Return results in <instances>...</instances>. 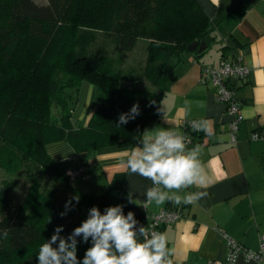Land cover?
Here are the masks:
<instances>
[{
  "label": "trees",
  "instance_id": "16d2710c",
  "mask_svg": "<svg viewBox=\"0 0 264 264\" xmlns=\"http://www.w3.org/2000/svg\"><path fill=\"white\" fill-rule=\"evenodd\" d=\"M0 21V167L29 181L18 200L10 195L13 181L0 183V230L8 231L7 238L0 231V264H37L39 247L55 228L63 226L67 237L93 206L103 212L123 205L125 214L132 211L138 226L146 227L144 210L134 199L128 202L126 170L114 173L103 193H86L69 180L66 162L54 159L47 145L65 141L76 155L121 140L138 143L160 117V102L175 77L167 67L170 59L192 42L208 43L212 24L199 1L0 0ZM94 31L108 34L124 51L146 39L141 77L149 85L135 69L121 74L107 55L88 52ZM83 83L98 92L86 125L78 127L72 111ZM134 104L140 115L118 126L120 114ZM69 200L74 207L61 217ZM77 239L82 261L91 242Z\"/></svg>",
  "mask_w": 264,
  "mask_h": 264
},
{
  "label": "crops",
  "instance_id": "0c3cea01",
  "mask_svg": "<svg viewBox=\"0 0 264 264\" xmlns=\"http://www.w3.org/2000/svg\"><path fill=\"white\" fill-rule=\"evenodd\" d=\"M198 1L212 24L206 48L213 43L214 49L205 54L184 51L173 56L167 67L175 77L160 102V117L145 130L163 127L181 133L182 120L204 119L210 123L212 135L192 132L194 143L187 146L190 149L203 142L200 159L209 183L178 193L205 191L207 196L191 205L165 202L145 206L144 193L151 181L128 171L124 181L125 189L133 192V199L147 217L162 208L181 210L180 219L159 227L174 249V264L222 262L226 247L216 228L252 250L258 248L264 233V137H251L254 132L264 134V0ZM222 58H241L250 69L248 80L237 88L242 119L234 144L229 143L230 116L225 106L215 100L211 85L200 82L202 66L217 67ZM97 92L96 86L82 84L72 113L76 126L86 125ZM136 144L121 140L111 147L76 154L87 170V178L76 180V187L95 194L105 190L114 173L125 171L121 167L125 149ZM47 150L61 161L74 153L65 141L50 143ZM235 264L254 263L239 257Z\"/></svg>",
  "mask_w": 264,
  "mask_h": 264
},
{
  "label": "clouds",
  "instance_id": "9594fccd",
  "mask_svg": "<svg viewBox=\"0 0 264 264\" xmlns=\"http://www.w3.org/2000/svg\"><path fill=\"white\" fill-rule=\"evenodd\" d=\"M139 115V105L134 104L128 113L120 114L118 126ZM192 129L212 135L208 121H193ZM125 153L121 167L151 181V187L144 193L145 206L153 203L159 206L165 202L191 205L207 196L205 191L178 194L181 190L193 186L203 188L209 183L200 159L201 146L189 149L182 134L163 127L146 129L138 143L125 149ZM74 199L79 202L78 197ZM127 199L133 203L132 191ZM73 207L72 200L66 202L61 217ZM138 224L132 211L125 214L123 205L108 206L103 212L93 206L87 218L67 237L61 235L63 226L55 228L51 238L39 247L37 264H174V249L169 247L166 234ZM0 231L7 238L8 231ZM77 238L84 243L91 242L82 261L77 256Z\"/></svg>",
  "mask_w": 264,
  "mask_h": 264
},
{
  "label": "built area",
  "instance_id": "2783aa9c",
  "mask_svg": "<svg viewBox=\"0 0 264 264\" xmlns=\"http://www.w3.org/2000/svg\"><path fill=\"white\" fill-rule=\"evenodd\" d=\"M249 75L250 69L242 62L241 58H222L217 67L202 66L200 71V82L202 84H209L214 88L215 100L225 106L226 112L230 116L227 133L229 143L232 144L237 142V130L242 119L241 101L237 95V88L248 80ZM193 121L205 120L189 119L180 122V126L183 129L180 134L185 137L187 146L194 143L191 138L192 132H202L193 131ZM251 137L253 139H258L264 137V134L254 132ZM199 144L203 145V142ZM64 161L68 163L65 173L71 182L85 180L87 178L86 164L79 161L75 154L68 155L64 158ZM181 217L182 213L178 209L162 208L148 217L146 227L149 228V230L160 232L159 227L161 225L175 222ZM216 230L223 238L226 247V255L222 262L208 260L207 264H235L239 257H243L245 261H254L257 264H264V233L260 235L258 248L252 250L237 242L221 228H216Z\"/></svg>",
  "mask_w": 264,
  "mask_h": 264
},
{
  "label": "rangeland",
  "instance_id": "374dc122",
  "mask_svg": "<svg viewBox=\"0 0 264 264\" xmlns=\"http://www.w3.org/2000/svg\"><path fill=\"white\" fill-rule=\"evenodd\" d=\"M33 1L39 5L47 3V0H33ZM146 41L147 40L144 38H138L134 46L130 50L124 51V50H119L113 38L108 36V34L101 31H94L93 38L90 40V42L88 41L87 49L88 52H91L92 54H95L97 56H99L101 53L107 55L112 60V66L114 70H118L121 74H125V72L130 69H135L136 72L135 76H138L139 79L143 81L144 84L149 85L148 81L145 78L141 77L142 69H143L142 66L145 63V58L147 54ZM213 49H214V45L213 43H211L205 49L204 54L212 52ZM173 58L174 57L170 59L169 65L171 64ZM52 112L58 118V112H59L58 107L53 105ZM72 120L75 123L73 114H72ZM5 180L13 181L15 183L14 187L10 192V195L16 200L22 198L26 194L29 188V181L25 175H20V176L11 175L0 167V183ZM104 191L105 190H102V192L99 193H103ZM240 258L243 261H245L243 257ZM250 262L257 264L254 261H250Z\"/></svg>",
  "mask_w": 264,
  "mask_h": 264
},
{
  "label": "water",
  "instance_id": "95a60500",
  "mask_svg": "<svg viewBox=\"0 0 264 264\" xmlns=\"http://www.w3.org/2000/svg\"><path fill=\"white\" fill-rule=\"evenodd\" d=\"M206 48V43L205 41H201L200 43L197 42H192L187 45V50L188 51H197L198 53L202 52Z\"/></svg>",
  "mask_w": 264,
  "mask_h": 264
}]
</instances>
